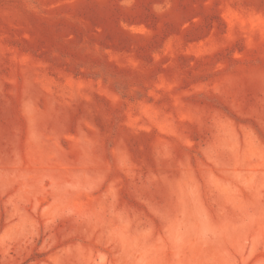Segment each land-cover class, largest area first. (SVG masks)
<instances>
[{
    "label": "rangeland",
    "instance_id": "1",
    "mask_svg": "<svg viewBox=\"0 0 264 264\" xmlns=\"http://www.w3.org/2000/svg\"><path fill=\"white\" fill-rule=\"evenodd\" d=\"M0 264H264V0H0Z\"/></svg>",
    "mask_w": 264,
    "mask_h": 264
}]
</instances>
